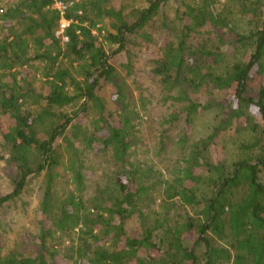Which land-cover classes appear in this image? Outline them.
<instances>
[{"label": "trees", "instance_id": "obj_1", "mask_svg": "<svg viewBox=\"0 0 264 264\" xmlns=\"http://www.w3.org/2000/svg\"><path fill=\"white\" fill-rule=\"evenodd\" d=\"M62 1L0 13V264H264V0Z\"/></svg>", "mask_w": 264, "mask_h": 264}, {"label": "rangeland", "instance_id": "obj_2", "mask_svg": "<svg viewBox=\"0 0 264 264\" xmlns=\"http://www.w3.org/2000/svg\"><path fill=\"white\" fill-rule=\"evenodd\" d=\"M120 2H122L125 5H130L131 0H118V1H114L113 5L115 7H118ZM103 33V32H102ZM97 34V32H96ZM120 59H115L113 62L111 61L110 63H112L114 66H118L117 62H119ZM209 122V118L208 116H202L200 117L197 121H196V131H205L206 126L208 125ZM230 150H232L230 148ZM231 157L235 156V153L232 152L230 153ZM163 164H158L159 167H161ZM10 170H5L4 169V165L2 164V162L0 163V191L6 193V192H10L11 190V183L9 182V174H10ZM38 179V178H37ZM33 180L30 184V189L29 190V195H28V200L31 203L29 211L24 215V214H17L15 213V211H8V210H4L3 213V217L2 219H0L1 225H6L7 222H11L12 225L9 226V228L7 229L6 232V236L7 238L10 240L12 238L15 237V235H19L22 237L24 232L23 231L24 227H29L30 225H32L31 221L33 219H35V212H36V202H37V197H38V191H37V187H38V182L39 179L37 180ZM99 180V178H98ZM2 225V226H3ZM20 236H18L17 238L19 239Z\"/></svg>", "mask_w": 264, "mask_h": 264}, {"label": "built area", "instance_id": "obj_3", "mask_svg": "<svg viewBox=\"0 0 264 264\" xmlns=\"http://www.w3.org/2000/svg\"><path fill=\"white\" fill-rule=\"evenodd\" d=\"M10 0H2V5L0 8V13L3 12V6L7 4ZM71 2H64L62 0H51V8L56 10L59 13L60 19L58 22V26L55 29V37L60 40L61 44H65L68 42V37L66 35V30L70 27L71 24L74 23L73 18H67L66 13L68 8L70 7ZM96 34V32H95Z\"/></svg>", "mask_w": 264, "mask_h": 264}]
</instances>
